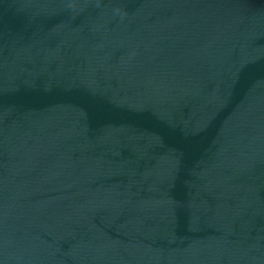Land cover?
Here are the masks:
<instances>
[{
    "label": "water",
    "instance_id": "1",
    "mask_svg": "<svg viewBox=\"0 0 264 264\" xmlns=\"http://www.w3.org/2000/svg\"><path fill=\"white\" fill-rule=\"evenodd\" d=\"M0 264H264V0H0Z\"/></svg>",
    "mask_w": 264,
    "mask_h": 264
}]
</instances>
